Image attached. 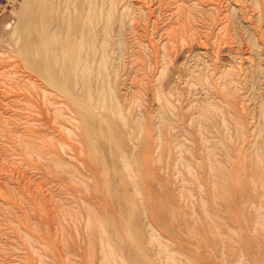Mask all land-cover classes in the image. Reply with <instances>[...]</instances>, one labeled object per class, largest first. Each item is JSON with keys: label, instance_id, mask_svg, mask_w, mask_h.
<instances>
[{"label": "rangeland", "instance_id": "1", "mask_svg": "<svg viewBox=\"0 0 264 264\" xmlns=\"http://www.w3.org/2000/svg\"><path fill=\"white\" fill-rule=\"evenodd\" d=\"M22 1L0 0V264H264V0H98L94 94L144 172L136 190L125 161L111 177L133 218L94 198L79 118L55 117L14 48Z\"/></svg>", "mask_w": 264, "mask_h": 264}, {"label": "bare ground", "instance_id": "2", "mask_svg": "<svg viewBox=\"0 0 264 264\" xmlns=\"http://www.w3.org/2000/svg\"><path fill=\"white\" fill-rule=\"evenodd\" d=\"M61 1L60 2L62 4L63 3L65 4V9L63 7V8H61L62 9L61 11H59L60 9H57V6H56V9H57L56 11L53 9V7H52L53 0H24V2L22 1L23 3H21V4H23V5H22V8H20L21 11L18 13L19 14L18 20H16L15 24L11 27V34H10L11 38L10 39L13 40L14 45L16 44V47H14V48H16V49L19 48L20 53H22V56L24 59V60L23 59L22 60H23V62L25 61L26 68H29L30 71L35 72V74H37L40 77V79L43 81L42 83H40L38 85V87H40V89L42 90L43 96H45L43 98H44V100L46 98V100L48 101L49 107L52 106L51 110L54 111V114L56 115L55 117L57 118L58 116L60 117V115H63V116L66 115L67 113L66 112L64 113V111H62V109L65 107L64 106L62 108V104H65V105L70 104V106H68L67 108L71 109V111L74 112V114H76V116L79 118L80 124H81L80 127L82 128V138L84 140V143H86V145L88 146V150H87V153L85 155V158L83 159L84 160L83 162H85L84 164H86V166L90 172V175L96 176V179H95L96 181L94 182L95 183L94 188H95V192H97L98 194L94 193L95 194L94 196H96V195H99V196H96L94 198L107 199V198L111 197L112 200L117 201L119 206L122 205L119 208L121 216H123L125 213L129 212L131 217L133 218L134 212L132 211V209L135 208V203H136L134 201V198L131 195V197L129 199H127L125 202L123 201V203H121L120 194H122V193H120L119 191L123 190L124 186L121 185V187H116V188L114 186H112L111 177L113 178V176L115 174L119 173V170L117 169L118 161H120V160L125 161L126 164H123V165L120 164V165H122V167L125 168V171L128 170L129 173L124 174L123 176L121 174V176H122L121 182H123L127 186L133 188V190H136V189H138L139 186H141L139 179H141V177L144 176V175H142V173H144V172L140 171L141 173H138L137 169H136V171H134V170L132 171L131 167H133L134 164H131L129 162V157L126 154L127 151L124 152L125 150H123V148L126 145V144L122 145L123 139H121V137L123 135H120L121 137L119 138L118 134H116L114 131L115 127L112 124L113 121L112 120L109 121L107 119V116L105 119L102 116L103 114H104V116L107 114L103 113L100 109H102V108L107 109L108 106L106 105V103L110 102V99L106 96L108 94V92L105 90L106 88L103 89V87H105V86H103V87L101 86L102 88L100 89V91H98L99 89L97 88V86H95V87L97 88V91L100 92V93H98L100 95H101L102 91H106L105 96L107 97V99L104 95L99 98V97H97V95L94 94L96 89L94 88L93 82L95 83L97 80V79L95 80V78H96L95 76L97 75L96 74L97 70H95V69L97 68V66H96V68H94V65H95V62L98 61V60L96 61V59L97 58L99 59V57H97L98 53H96V51L98 49L97 43H99L100 39L103 38L102 36H100L101 38H99V40H98V37H99L98 33L102 32L101 30H100L101 32L98 31L100 28H97V26H100V25H98L100 23V21H102L99 18L101 16L98 17V15L100 14L98 7L101 5V3H103V5H105L103 2L104 0L102 2L98 1V0H61ZM113 1L114 0H112V4L114 3ZM99 2H100V5L98 4ZM107 2L108 1H106V3ZM55 3L56 2H54V5H55ZM62 4H60V5H62ZM56 5H58V3ZM54 8H55V6H54ZM99 8L102 9L101 6ZM110 10H113V9L111 8ZM110 10H108V13L111 12ZM57 16L59 17V21L54 20V17H57ZM106 23L103 25L104 29H102L105 31L104 37L111 30V29L110 30L108 29L109 26H108V23L107 24ZM110 34H111V31H110ZM100 35H102V34H100ZM106 38L107 37H105L104 39H106ZM104 39H103V41L101 40L102 44H103V42H105ZM97 40H98V42H97ZM7 41H9V40H7ZM56 41H57V43L60 44L59 49H56L59 46L58 44H57L58 46L55 47ZM59 41H61V43ZM106 41H107V39H106ZM98 47H100V44ZM84 49H86L85 53H84ZM16 52H18V51H16ZM97 52H99V50ZM11 53H13V52H11ZM100 61H101V63L99 62L100 63L99 66L101 64L102 65L104 64L103 63L104 60L101 59ZM13 62L15 64L16 61H13ZM18 63L16 62L17 65H19ZM15 68H17V67H15ZM19 68H20V66H19ZM3 69H5V68H3ZM3 69H1V70H3ZM13 71H15V70H13ZM6 72H4V73H6ZM16 72L18 73V71H16ZM9 73L10 74L7 73L8 74L7 76L5 74L4 75L6 77H8L11 75L10 71H9ZM17 73H15V74L17 75ZM3 74L1 73L0 75L4 76ZM21 75H23V74H21ZM26 76L27 75H25L24 78H26ZM13 77H15V76H13ZM19 77H17V78H19ZM29 77H32V79L34 78L33 76H29ZM97 78H99V77H97ZM29 79L32 82H35L36 84L38 82V81L37 82L34 81L35 78L33 80L31 78H29ZM36 79H38V77H36ZM9 80H12V79L9 78ZM41 80H39V82H41ZM100 80L101 79L97 80V82ZM13 82L16 83L15 80ZM18 82H19V80H18ZM101 82L105 83L106 80L105 81L102 80ZM98 83H97V85H98ZM24 85H25V83H24ZM33 85H35V84H33ZM105 85H106V83H105ZM5 93H7V91ZM10 93H11V91H10ZM103 94H104V92H103ZM12 96H14V95H12ZM8 97H11V96H8ZM23 98H24V95H23ZM9 99L13 100L11 98H9ZM20 99H22V98H20ZM92 100H94V102ZM96 100L99 103L95 102ZM15 101H16V97H15ZM21 101H19V102H21ZM113 103H112V105H113ZM48 104H46V105H48ZM114 105H113L114 107H111L109 104V106H110L109 108H111L113 110V112L115 113V111H117L120 108V106H119V108H117L118 104L116 103ZM119 105H121V104L119 103ZM112 110H109V113H111ZM101 112H102V114H100ZM48 113H49V111H48ZM137 121L140 122V120H137ZM103 122L106 125L105 126L106 130L104 129L105 127H103ZM140 124H141V122H140ZM37 127H39V126H37ZM130 128H131V126H130ZM136 129H138V128H136ZM27 131H28V129H27ZM138 131H140V129ZM43 132H45V131H43ZM129 134H130V132H129ZM48 135L50 136V133ZM124 136H123V138L126 139ZM30 138H29V140H30ZM58 138H61V137H58ZM80 138H81V136H80ZM102 138H104V141H102ZM35 141H37V140H35ZM33 143H35V142H33ZM39 143H38V145H39ZM32 147H30V148H32ZM130 152H131V150H130ZM130 155H132V153ZM122 161H121V163H122ZM141 166H142V164H141ZM137 168H138V166H137ZM140 168H139V170H140ZM141 170H142V168H141ZM84 177H86V176H84ZM77 190H78V188H77ZM125 190H126V188H125ZM118 192L120 194H118ZM92 208H90V209H92ZM118 244H122V247L125 249L127 247L128 252H129V256L131 257L132 248L140 250L142 247L141 236L139 235L138 232H135V230L132 229L131 226L126 225L124 239H122ZM123 244L127 245V246L124 247ZM124 264H144V263L142 262L141 259H139V255H134V256H132L130 261L127 262V260H126L124 262Z\"/></svg>", "mask_w": 264, "mask_h": 264}]
</instances>
